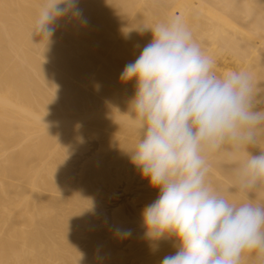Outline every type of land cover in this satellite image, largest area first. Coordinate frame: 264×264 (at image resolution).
I'll return each instance as SVG.
<instances>
[{"label": "bare ground", "instance_id": "6f19581e", "mask_svg": "<svg viewBox=\"0 0 264 264\" xmlns=\"http://www.w3.org/2000/svg\"><path fill=\"white\" fill-rule=\"evenodd\" d=\"M43 2L0 0V264H160L178 242L145 236L157 191L126 152L135 81L120 75L152 36L133 28L179 15L217 73L249 71L264 90V0H79L81 19L61 18L48 43L32 36ZM246 156L208 154L207 181L264 202V189L234 187Z\"/></svg>", "mask_w": 264, "mask_h": 264}, {"label": "clouds", "instance_id": "9594fccd", "mask_svg": "<svg viewBox=\"0 0 264 264\" xmlns=\"http://www.w3.org/2000/svg\"><path fill=\"white\" fill-rule=\"evenodd\" d=\"M78 3L44 0L32 36L48 43L61 18L81 19ZM133 29L152 36L120 75L122 82L135 81L125 115L138 139L126 152L157 191L140 213L145 236L178 242L160 264H242L245 254L264 264V202L250 196L232 202L207 181V155L227 148L247 153L233 169L235 189H264V90L249 71L217 73L216 61L179 15ZM116 235L131 233L118 229Z\"/></svg>", "mask_w": 264, "mask_h": 264}]
</instances>
